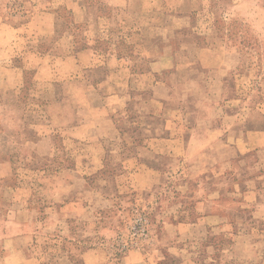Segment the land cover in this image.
Segmentation results:
<instances>
[{
	"label": "rangeland",
	"instance_id": "374dc122",
	"mask_svg": "<svg viewBox=\"0 0 264 264\" xmlns=\"http://www.w3.org/2000/svg\"><path fill=\"white\" fill-rule=\"evenodd\" d=\"M108 1L0 0V27L11 31V44L0 46L5 50L0 63L20 69L19 74L0 70L2 213L24 220L32 212L30 249L48 264H69V258L80 264V255L92 248L100 251L102 264H264L251 236L236 243V228L228 226L233 208L227 205L200 219L191 181L153 183L142 164L120 163L116 152L138 155L135 146L124 149V139L140 138V100L151 96L154 77L161 84L169 80L178 94L190 88L188 72L176 75L185 83L176 82L169 70L156 72L161 67L151 65L153 60L201 59L220 66L230 54L224 90L242 95L250 105L264 103V0H196L191 5L186 0H110L114 6ZM77 2L85 13L82 20ZM70 46L98 52L101 66L86 67V80L107 76L108 83L115 82L94 86L108 96L117 84L126 96L112 115L120 135L106 134L102 146L92 132L77 138L59 117L60 86L74 74L64 79ZM198 47L207 48L200 52ZM119 58L132 62L128 71L123 60L114 62ZM115 63L118 68L109 66ZM196 68L202 87L211 69L200 62ZM66 89L77 91L73 85ZM164 91L158 88V94ZM110 103L108 98H72L62 110L68 121L79 111L70 124L91 126L94 108L101 105L97 115L104 117ZM17 206L30 212H16ZM139 218H144L143 229L132 230Z\"/></svg>",
	"mask_w": 264,
	"mask_h": 264
},
{
	"label": "crops",
	"instance_id": "0c3cea01",
	"mask_svg": "<svg viewBox=\"0 0 264 264\" xmlns=\"http://www.w3.org/2000/svg\"><path fill=\"white\" fill-rule=\"evenodd\" d=\"M186 1L190 5L196 2V0ZM108 3L115 5L110 0ZM77 4L79 5L77 12L80 13L77 19L82 20L85 13L79 2ZM8 32L11 31L7 27H0V46L11 44ZM10 48L12 50V47ZM206 48L198 47V51L202 52ZM3 51H5L4 48L0 47V52L5 54ZM67 53L66 61L68 62H63L66 64L64 67L68 68L64 70L67 76L64 79L70 78L71 72H74V78L72 77V81L62 82L60 86L59 117L67 127L71 126V129L75 130L77 138H82V132H92L96 143L102 146L101 139L106 137V134L112 138L116 135L115 139L120 135L121 128L114 124L112 115L126 96L119 90L117 84L108 91V96L105 91H101L100 87L94 86L101 85L100 83L110 86L109 83L115 82L108 83L107 76L105 78L97 76L96 80L93 78L86 80V67L101 66L100 62L96 64L95 57L98 56V52L92 47L70 46V51ZM71 57L75 60L76 70L71 65ZM168 58L165 61L153 60L150 64L161 67L156 72L164 69L174 73L176 82L179 81L176 75L183 69L189 73L187 80L190 88L188 92L178 94L172 90L169 80L161 84L159 79L154 77L150 85L151 96L146 91L148 97H142L140 100V138L137 141L124 139V149L132 150V146H135L139 152L137 158L129 151L123 154L116 151L117 160L124 164L131 159L139 162L146 169L143 171L148 176L146 179H154L153 183L154 181H191L194 185L191 193L195 197V210L200 219L206 221V217H213L212 211L218 208H223V211L227 205L233 208L231 215L233 219L228 221V226L236 228V243H243L251 236L249 242L261 248L262 254L259 253V258L264 260V103L250 105L242 95L224 90L232 68L230 54H228V60L224 59L225 62L220 66L205 60L203 63L201 59L195 63L188 61L176 64V60ZM121 60L124 62L123 69L128 71L129 63L132 64V62L127 58H119L114 62ZM199 62L204 65V68L211 69L208 70L211 75H204L202 87L197 85L199 77H196L197 71H195L196 64ZM70 66L72 69H69ZM109 66L118 68L117 63ZM1 69L7 74L20 72L19 68L8 63L3 65L0 63ZM179 82L183 84L186 81ZM69 85L76 86L77 91L66 92ZM89 87H92V90L86 91ZM160 87H164L165 91L158 94ZM49 97L51 98L52 94H49ZM72 98L98 99L104 102L108 98L111 103L113 101L114 103L104 117L97 115L101 113V105L94 108L95 115L91 126L78 124L83 123L82 119L75 126L70 123L75 116L78 118L79 111H74L71 114L73 117L68 121L69 117L62 110L65 103ZM129 98L130 96L127 95V99ZM48 105L46 113L51 116V107ZM97 119L100 122L96 123ZM116 149L120 148L116 146ZM3 211L0 209L1 213ZM27 211L26 207L17 206L16 212ZM246 213H250L253 218L250 217L248 220L243 217L242 215ZM31 214L32 212L27 215L29 218L27 219L26 216L24 220L6 218L3 213L1 214L0 264H48L43 262L47 259H38L31 252L30 225L33 221ZM240 216L243 218L241 219ZM251 220L255 221L253 225ZM225 222H227L226 219ZM254 237L256 238L253 239ZM99 253V250L89 249L80 255L78 262L89 264L88 257H93V264H102ZM68 261L69 264H76L70 258Z\"/></svg>",
	"mask_w": 264,
	"mask_h": 264
},
{
	"label": "built area",
	"instance_id": "2783aa9c",
	"mask_svg": "<svg viewBox=\"0 0 264 264\" xmlns=\"http://www.w3.org/2000/svg\"><path fill=\"white\" fill-rule=\"evenodd\" d=\"M144 218H139L138 220L135 221L132 230L138 231V230H142L143 226H144Z\"/></svg>",
	"mask_w": 264,
	"mask_h": 264
}]
</instances>
